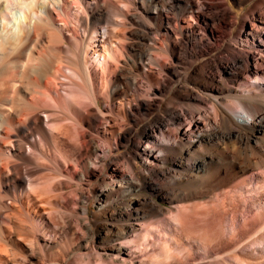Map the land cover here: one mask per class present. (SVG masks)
<instances>
[{"label": "rangeland", "instance_id": "374dc122", "mask_svg": "<svg viewBox=\"0 0 264 264\" xmlns=\"http://www.w3.org/2000/svg\"><path fill=\"white\" fill-rule=\"evenodd\" d=\"M43 1L38 0L32 12L35 9L34 13L40 15L41 8L47 7ZM258 1L163 0V6L154 10L150 0H97L95 4L92 0H66L64 21L56 16L55 23L39 21L35 24V36L27 37L23 33L17 36L18 42L28 44L31 61L24 55L16 60L17 67L14 68L11 65L14 59H2L13 51L0 49V109L5 108L7 99L16 103L26 95L25 92L30 97H36L32 114L10 135L13 145L23 146L26 153L30 151L31 158L22 160L17 157V146L16 149L7 146L5 150H11L15 164L24 173L25 169L33 173L36 190L52 197L50 212L36 217V224L23 215L22 210L15 211L8 204L4 207L0 204V214L3 213L0 215V245L6 247L9 253L2 258L4 264H264V232H254L264 218L257 224L252 221L255 214L264 210V169L255 171L257 174L254 172L251 176L234 179L227 187L187 184L185 196L171 203L170 178L155 177L157 172L169 169V163L147 171L139 158L134 159L135 173L140 182L132 187L122 157L134 153L133 144L139 140L138 135L133 133L129 142L112 149L110 153L102 138V131L106 127L103 118H110L116 129L125 128L126 122L120 114L121 105L128 108L132 96L137 100H147L151 88L166 85L162 81L169 69L170 58L162 56L163 60L166 59L163 61L161 56L151 57L148 54L150 48L159 46L158 38L165 34L157 33L152 20L154 16L162 14L169 22V25H165L167 29L177 33V36L170 35V46L175 43L176 47H183L199 36L193 42L206 52L204 57L191 60L182 55L183 62L192 67L206 64L215 69L220 64L232 63V55L219 53L224 48L220 43L225 37L223 29L234 23L236 12H256ZM189 2L190 5H186ZM201 11L203 20L197 17ZM131 14L139 18L135 21ZM15 19L21 22L22 12L17 11ZM196 25L214 27L219 31L217 38L209 40L203 29L198 34ZM144 26L152 29L148 42L140 40ZM102 33L104 37H101ZM3 34L0 26V41ZM95 36L100 40L97 44L102 47L109 46L112 39L115 42L114 37L124 38L123 43L117 44L119 50L114 51V59L106 67H101L91 58ZM236 44V49H247L240 40ZM251 66L254 67V64L251 63ZM184 68L179 66L178 71L182 74ZM22 71L25 72L24 76L17 77ZM175 84L172 85L175 87L173 91H189L177 88ZM185 85L191 88V85ZM116 92L121 94L116 96ZM235 96L229 94L223 99L230 101ZM171 109L167 107L161 112L155 106L140 112V116L134 114L137 123L132 130H152L158 124L167 122ZM104 114L107 116L104 117ZM46 115L51 123H43L44 131H39L36 118L42 116L46 122ZM27 133H30L29 142H36L35 146L25 144L24 136ZM39 134L46 137L44 146L38 143ZM81 137L90 140L93 149L98 148L97 154L84 155L87 144L83 143ZM77 138L80 141L77 142ZM175 158L177 162L190 160L184 154H176ZM112 167L126 176L122 180L117 179L114 185L118 187L114 188L103 178ZM9 179L7 172L1 175L0 196H6V199L24 197L23 192L29 184L27 177L24 176V184L21 187L17 185L15 192L9 189ZM157 190L158 198L153 195ZM137 195L152 199L158 208L152 209L148 205L141 208L142 230L123 240L128 245V255L121 259L111 257L107 247L115 244V238H99L94 223L100 227L111 223L120 226L132 224V218L126 214L129 208L126 199ZM99 204L102 207H98ZM39 211L41 213L43 209ZM250 220L251 224L248 223ZM17 222L20 223L18 225L27 226L25 228L28 230L32 229V232L42 225L47 228V248L42 241L29 249L21 240H16L17 229L12 223ZM85 223L91 226V233L86 231Z\"/></svg>", "mask_w": 264, "mask_h": 264}, {"label": "bare ground", "instance_id": "6f19581e", "mask_svg": "<svg viewBox=\"0 0 264 264\" xmlns=\"http://www.w3.org/2000/svg\"><path fill=\"white\" fill-rule=\"evenodd\" d=\"M37 1L0 0V26L3 29V33H7V35L3 34L1 37L0 49L5 51L11 50L14 53H7L2 59L6 60L9 57L14 59L11 62L14 68L17 67L16 60L22 56H26L31 61L30 50L27 48L28 44L18 42L16 39L17 36L23 33L27 37H33L37 30V25H35L37 22L42 21L43 23L45 21L46 23H55V16L61 21L63 20L62 17L66 16V0H44L43 2H46L47 5H45L47 7L43 6V9L41 8L40 15L34 13L35 9L32 12V7L38 3ZM92 1L94 4L97 2V0ZM240 1L244 2L247 0ZM150 2L154 4V10H157L158 6H163V0H150ZM186 5H190V2L186 3ZM256 8V12H236L234 23L229 28L223 29L225 37L220 43H222L224 48L219 53L232 55V63L220 64L215 69L207 67L209 65L206 66V64L192 67L191 64L183 62L182 55L187 56L191 60L204 57L206 52L193 42L194 38H198L199 36L192 38L191 42L183 47L178 46V48L174 45L175 43H171L170 46L168 45L170 35L177 36V33L167 29L165 25H169V22L162 17V14L158 13L152 18L155 22L157 33L161 34L164 32L165 34L158 38L159 46L157 48H148L150 50L148 54L151 57L161 56L162 58V56H167L170 58L169 69L165 79L162 81L166 85H159L154 88L149 86L151 89L149 90L147 100H137V96L135 97L136 99L132 96V102L129 106L127 105L128 108H124L121 105L120 114L126 122L125 128L116 129L112 120L105 117L107 115L104 114L105 118H103L106 127L104 126L105 128L102 131V138L105 140V145L108 147L107 150H109V153L119 145L129 142V138L133 133L139 137V140L133 144L134 153L131 156L125 155L122 157L123 163L129 171V177L127 178L132 187H134V184H139L140 182V179L135 173L136 164L134 159L136 158H139L147 171L155 166L163 167L167 163L170 164L169 169L157 172L155 177L157 179L159 177L165 178L166 176L170 178L172 193L169 201L171 203L185 196L187 193V187L185 186L187 184L204 183L210 187H227L231 185L234 179L251 176L255 171L264 169V0H259ZM17 11L22 12L23 19L21 22L15 19ZM202 14L203 12L198 14L197 17L203 20ZM131 18L136 21L139 17L131 14ZM144 28L145 30L142 32L140 40L148 42L151 40L148 34L152 29L148 26H144ZM195 29L199 31L198 34L203 29L202 32L205 31L207 33L206 35L209 40H215L217 38L216 33L219 32L214 27L209 26L200 27V25H196ZM131 32L133 34V31ZM94 34L97 35V31ZM104 36V33H102L101 37ZM202 38L204 37L202 36ZM122 39H115L114 37L115 42L112 39L108 43L109 46L102 47L97 44L100 40L95 36L93 45L91 46V58L100 64L101 67H106L108 62L114 59V51L119 50L117 44L120 42L123 43ZM238 40L243 45L245 44L247 49H236L234 44L237 45ZM242 52H244V55H241ZM251 63L254 64V67L251 66ZM179 66H185L183 69L184 73L181 74L178 71ZM24 71L20 72L17 77L20 76L22 78L25 74ZM132 83L135 85V81ZM174 83L178 85L177 88L189 89V91L187 90V93L186 91L182 93H179L180 91H173L172 89L175 87H172V85ZM185 84L191 85V88ZM194 90L197 91H195L196 94L193 93ZM25 94L16 103H14V100L12 101L13 103L8 102L7 99L4 106L7 110L5 108L0 109V177L3 173H8V177H10V184L8 186L13 192L17 189V185L21 187L24 184V176L27 177L29 184L27 189L24 192L22 191L24 197L21 199L17 197L6 199V196H0V204L3 207L8 204V207L15 211L22 210L24 212L23 215L25 214L29 220H33L36 224V217L50 212L49 208L52 205V197L36 190L34 186L35 181L33 180L35 176L33 173L26 172V169L24 173V170L15 164V156L10 152L11 150H5L7 146L14 147L15 149L17 146V157H21L22 160L31 158L30 151L26 153L23 146H15L13 145V141H10L11 132L28 115L32 114L33 108L35 107L34 104L36 102L34 100H36V97H30V94L27 95L28 93L26 92ZM120 94V92H116V96ZM229 94L236 96L234 99H230V101L226 100L227 103L223 97ZM227 98L230 97L228 96ZM163 102H166L164 106L161 105ZM155 106L160 108L161 112H164V109L167 107L172 108L168 121L158 124L152 130L142 128L138 132H134L132 128L137 123L134 114L140 116V112H146L148 108H154ZM45 118L46 122L43 121L42 116L41 118H36L35 122H37L39 131H44L45 125L43 123L48 125L51 123L49 116L46 115ZM29 138L30 133L25 134V144L31 143L32 146H35L36 142H29ZM81 138L83 139L84 137ZM79 139L77 142L80 141ZM38 140L39 145L44 146L46 137L40 136L39 134ZM83 141V143L87 144L84 155L97 154L98 148L93 149V143L90 140L83 139ZM28 148L30 149V146ZM176 154L187 155L190 157V160H179L178 163L175 158ZM213 173H215V176ZM125 177L115 167L109 168L103 176L104 180L106 179L109 183L113 184V188L118 187L114 185L117 179L122 180ZM215 181L218 183L215 184ZM157 192L159 190L153 195L158 198L159 194L157 195ZM126 202L129 207L126 214L127 217L132 218V224L120 226L109 223L110 225L100 227L94 223L98 237L105 236L107 238L113 236L115 238V244L108 246L107 252L109 256H115L120 259L129 253L128 245L123 240L127 237H133L135 233L142 230V224L140 223L143 219L140 216L142 214L141 208L144 205L151 206L152 209L158 208L152 199L144 196L140 197V195L126 199ZM101 204L98 207H102ZM46 206L48 208H45ZM40 209H43V212L40 213ZM83 214L86 216L85 212ZM14 215L16 216L17 214L15 213ZM4 216L7 217L5 214ZM12 217L14 218V216ZM19 218L15 219L21 221ZM262 218H264V210H260L258 214H255L252 221L257 224ZM252 221L250 220L248 223L251 224ZM18 223H12L17 229L15 231L17 235L16 240H21L29 249L34 248L38 244V241H42L45 244V248H47L49 244L47 228L42 225L36 232H32V229L28 230L25 228L27 226L23 227L24 224L18 225ZM85 224L86 231L91 233V226L87 223ZM10 227L12 228V225ZM254 232H264V222ZM7 253L6 247L0 245V264H4L2 258L3 256L7 257L9 255Z\"/></svg>", "mask_w": 264, "mask_h": 264}]
</instances>
